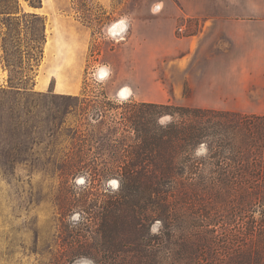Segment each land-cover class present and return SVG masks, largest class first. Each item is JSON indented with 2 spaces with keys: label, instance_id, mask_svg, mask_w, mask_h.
<instances>
[{
  "label": "rangeland",
  "instance_id": "obj_1",
  "mask_svg": "<svg viewBox=\"0 0 264 264\" xmlns=\"http://www.w3.org/2000/svg\"><path fill=\"white\" fill-rule=\"evenodd\" d=\"M19 2V21L0 15V89L32 90L22 100H36L32 124L43 133L21 138L9 120L0 131V264H97L107 250L115 264H221L225 234L245 232L264 206L252 200L243 206L219 185L129 184L107 170L129 162L123 112L131 101L264 115V100H232L228 91L221 100H204L207 58L187 56L188 37L203 21L264 15V0H42V8ZM41 19L43 58L30 48L42 33ZM119 21L126 28L115 36L109 29ZM103 68L108 73L99 78ZM48 79L50 88L39 91L36 84ZM64 84L78 87V94L62 93L70 90ZM124 88L128 98L120 96ZM170 152L163 147L161 155L169 159ZM193 155L212 169L205 143ZM67 166L97 168L102 176L64 180ZM146 186L156 196L150 199Z\"/></svg>",
  "mask_w": 264,
  "mask_h": 264
},
{
  "label": "trees",
  "instance_id": "obj_2",
  "mask_svg": "<svg viewBox=\"0 0 264 264\" xmlns=\"http://www.w3.org/2000/svg\"><path fill=\"white\" fill-rule=\"evenodd\" d=\"M0 3L5 5L0 15L16 21L21 19L19 0H0ZM30 4L34 8H40L42 0H30ZM33 16L39 18L38 15ZM40 21L42 33L40 36H33L30 48L33 52L40 49V56L43 58L47 40L46 25L43 19ZM31 91L20 85H11L10 90L0 89V131L4 128V120H9L10 130L21 138L36 139L42 136L41 127L32 124L37 113L32 102L36 100H22ZM64 98L70 102L80 101V97ZM125 105L123 119L127 129L124 130L123 141L129 140L132 143L126 144L123 149L127 152L125 157L129 162L124 166L109 168L107 171L110 177L118 176L129 184L136 180H181L190 186H203V190L214 189L219 185L227 189L228 196L240 197L243 206L246 200L255 201L254 207L264 206V115L134 101ZM167 116H170V120L162 124L161 120ZM151 125L157 127L154 129ZM113 129L119 131V128ZM77 135L78 132L74 136ZM202 143L208 146L209 158L215 161L209 163L213 165L209 170L206 162L197 160L193 155ZM163 147L171 148V152L167 154L169 159L161 155ZM158 159L162 163L156 167ZM140 167L145 172L140 171ZM152 167L154 169L150 170ZM61 170L64 180L80 174L93 179L102 176L93 167L67 166ZM144 189L150 199L156 196L157 191L153 186H146ZM260 215L259 221H253L250 225L246 222L248 227L245 232L241 230L225 234L223 242L219 244L223 248L219 254L221 264H264L263 209L260 210ZM110 252L112 251H104L105 255L100 260H95L96 263L115 264V258ZM65 263L66 260L63 264Z\"/></svg>",
  "mask_w": 264,
  "mask_h": 264
},
{
  "label": "crops",
  "instance_id": "obj_3",
  "mask_svg": "<svg viewBox=\"0 0 264 264\" xmlns=\"http://www.w3.org/2000/svg\"><path fill=\"white\" fill-rule=\"evenodd\" d=\"M22 14L24 12L21 10L20 15ZM188 40V59L190 55H204L210 67L208 72L211 75L209 78L205 76L204 80L207 83L202 88L204 100H221L224 91H228V97L232 100L253 98L264 100L263 14L250 16L247 19L235 16L207 19L203 21L199 32L188 37ZM46 44L44 54H46ZM220 73H224L225 76ZM189 80L188 76L187 83L191 86ZM222 80L228 82L226 87L221 85ZM57 86L58 84L55 86V91L58 89ZM64 86L70 90L61 91L62 93L78 94L79 92L78 87L69 84ZM36 87L39 91H47L50 88V79L46 84L37 83ZM195 87L194 85V89ZM124 89L128 90L130 96L129 88Z\"/></svg>",
  "mask_w": 264,
  "mask_h": 264
},
{
  "label": "bare ground",
  "instance_id": "obj_4",
  "mask_svg": "<svg viewBox=\"0 0 264 264\" xmlns=\"http://www.w3.org/2000/svg\"><path fill=\"white\" fill-rule=\"evenodd\" d=\"M125 28H126L125 22L124 21H119V22L114 23L110 27L109 31H110L111 34H113L115 36H120V35H122V32L124 31ZM106 75H107V71H106L105 68H103V69H101L99 71V78H104ZM120 96L122 98H128L129 97L128 90L122 89L120 91Z\"/></svg>",
  "mask_w": 264,
  "mask_h": 264
}]
</instances>
